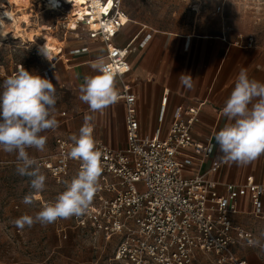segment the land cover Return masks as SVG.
<instances>
[{
  "label": "built area",
  "instance_id": "obj_1",
  "mask_svg": "<svg viewBox=\"0 0 264 264\" xmlns=\"http://www.w3.org/2000/svg\"><path fill=\"white\" fill-rule=\"evenodd\" d=\"M111 1L108 10H101L96 27L91 26L92 15L88 14L77 20V29L83 25L86 39L104 44L106 59L122 84L119 99L124 100L126 108L127 143L113 148L96 140L102 152L100 188L88 213L73 217L74 221L77 226L102 232L106 241L117 238L111 264H246L237 257L234 247L253 246L249 242L255 241L254 234L234 224L232 216L239 212V200L248 196L250 213L264 219V183L252 175L244 182L229 183L214 177L227 163L214 157L211 138L199 141L194 137L200 105L178 112L165 134L161 129L152 136L141 132L137 94L124 78L131 71L130 54L146 44L145 39L140 41L146 26L127 44H112L113 37L132 19L123 9L122 0ZM101 2L107 6L109 0ZM66 5L51 10L61 11ZM65 22L66 30H77L69 28V19ZM89 50L86 41L69 48L66 58ZM168 99L166 92L159 110L160 122ZM55 144V152L36 160L61 183L77 174L80 164L68 156L72 142L58 136ZM140 184L144 191L138 189Z\"/></svg>",
  "mask_w": 264,
  "mask_h": 264
},
{
  "label": "rangeland",
  "instance_id": "obj_2",
  "mask_svg": "<svg viewBox=\"0 0 264 264\" xmlns=\"http://www.w3.org/2000/svg\"><path fill=\"white\" fill-rule=\"evenodd\" d=\"M87 1L82 0L83 5H87ZM32 5L35 13L28 10L27 16L19 14L21 25L28 27L27 19L30 18V27L41 30L44 25L51 26L52 30L49 34L43 32L41 37H32L34 41L30 43L12 36L5 40L0 38V92L3 91L4 80L22 65L35 73L50 66L51 62L43 58L41 52L43 47L47 51L46 38H53L57 43L64 42L65 57L69 48L86 42L87 31L83 25L78 29V26L75 27L74 20L79 17L68 15L71 5L64 6L61 11L47 10L44 0L41 1L42 7L38 3ZM122 6L133 21L128 28L135 31L145 25L149 31L218 35L230 43L257 45L264 50V0H122ZM68 19L69 28L77 30H66L65 21ZM55 25H59L58 29ZM114 39L123 42L125 37L115 36ZM98 53V50L94 53L95 57ZM64 58L57 62V73L51 80L57 97L53 114L59 121V127L45 133L48 140L43 152L31 149L30 155L34 157L54 150V138L61 134L60 129L68 118L64 111L67 114L72 111L73 88L64 87L55 79V76L62 77L64 73ZM16 167V155L0 151V264H111L110 257L117 238L106 241L102 232L91 226H77L73 217L47 226L37 223L23 230L14 225L13 221L22 214H34L44 204L54 202L72 179L59 183L47 170L39 167L46 176L45 189L35 194L32 205H25L22 202L24 196L32 193L30 178L20 176ZM138 189L144 191L145 187L140 184Z\"/></svg>",
  "mask_w": 264,
  "mask_h": 264
},
{
  "label": "crops",
  "instance_id": "obj_3",
  "mask_svg": "<svg viewBox=\"0 0 264 264\" xmlns=\"http://www.w3.org/2000/svg\"><path fill=\"white\" fill-rule=\"evenodd\" d=\"M132 22L129 21L116 35L125 37V40L119 42L114 36L112 44L125 45L141 30L142 27L136 31L128 28ZM144 39L146 44L137 46L130 54L131 71L124 78L125 84L137 94L141 132L152 136L161 129L162 134H165L178 112L189 106L200 105V118L193 134L199 141L211 138L214 144V157L217 158L218 146L215 144L214 136L229 122L222 113L224 102L229 97L241 68L247 70L250 79L264 82V50L257 45L230 43L218 35L196 36L144 29L140 41ZM86 41L90 48L88 53L70 59L64 55L58 56L54 60H49L50 66L40 73L36 72L52 80L53 74L57 73V62L65 57L62 65L64 73L62 77L55 76V79L64 87L73 88L75 94L71 103L72 111L68 114L64 111L68 118L60 129L61 134L54 138V150L37 157L55 152V139L58 136L72 142L70 138L74 134H79L85 116L91 114L88 105L79 99V88L85 76L96 74L90 67L97 57L94 53L98 50L99 55H105L106 48L99 41L90 39ZM182 73H188L193 77L192 89L180 85L178 78ZM116 86L121 93L122 84L117 78ZM166 92L169 93V99L165 117L160 122L159 110ZM125 113L124 100L119 99L103 112L91 114L95 140L103 141L113 148L124 147L127 143ZM28 151L30 154L31 149ZM75 175L74 172L69 178ZM251 175L257 182L264 183V155L246 166L227 163L214 177L221 183H229L244 182ZM218 189L222 190V185H219ZM251 209L249 197L244 196L239 200V212L232 218L234 224L251 231L255 241L259 243L253 246L236 245L234 251L239 259L246 261V264H264V219L252 215Z\"/></svg>",
  "mask_w": 264,
  "mask_h": 264
},
{
  "label": "clouds",
  "instance_id": "obj_4",
  "mask_svg": "<svg viewBox=\"0 0 264 264\" xmlns=\"http://www.w3.org/2000/svg\"><path fill=\"white\" fill-rule=\"evenodd\" d=\"M41 52L48 58L44 47ZM90 67L96 74L84 77L79 99L88 105L91 114H95L116 104L120 93L116 86V73L105 55H98ZM178 79L184 88L190 90L194 87L190 74L182 73ZM56 103L53 82L28 71L23 65L3 82V91L0 92V151L15 154L17 173L30 178L32 193L24 196L22 202L25 205H32L35 194L45 189L46 176L28 150L43 152L48 140L45 133L59 127V121L53 114ZM222 113L229 122L214 136L218 146L217 160L246 166L264 155V82L250 79L247 70L241 68ZM91 114L85 116L79 134L70 138L72 147L68 156L79 161V171L66 183L65 190L54 202L44 204L34 214L25 213L15 219L13 223L18 229L78 218L90 210L103 172L102 152L93 135ZM249 243L255 245L259 241Z\"/></svg>",
  "mask_w": 264,
  "mask_h": 264
},
{
  "label": "bare ground",
  "instance_id": "obj_5",
  "mask_svg": "<svg viewBox=\"0 0 264 264\" xmlns=\"http://www.w3.org/2000/svg\"><path fill=\"white\" fill-rule=\"evenodd\" d=\"M42 0H0V38L1 40L9 39L12 36L14 39H23L25 42H33L32 37H41L43 32L49 34L51 27L42 26L41 30L30 27L31 19H27V26L23 27L19 21V14L22 16H27L28 10L31 13H35L32 3H38L40 7ZM46 9H56L60 4H69L72 6V9L68 12L69 17L77 15L79 18H75V27L78 26V19H85V15H92L91 26L96 27L97 20L100 17L101 10H108L111 6L112 1L109 0L108 5L104 6L101 0H91L87 1V5H83L82 0H44ZM89 5L91 7H89ZM123 20H127L126 17H123ZM47 43V54L48 58L44 55L43 58L46 60H54L56 57L63 54V43H57L53 38H46Z\"/></svg>",
  "mask_w": 264,
  "mask_h": 264
}]
</instances>
